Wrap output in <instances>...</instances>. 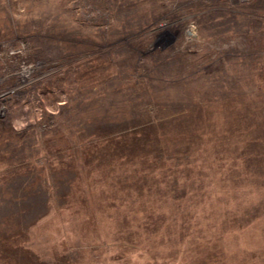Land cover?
Masks as SVG:
<instances>
[{
	"label": "rangeland",
	"instance_id": "1",
	"mask_svg": "<svg viewBox=\"0 0 264 264\" xmlns=\"http://www.w3.org/2000/svg\"><path fill=\"white\" fill-rule=\"evenodd\" d=\"M0 264H264V0H0Z\"/></svg>",
	"mask_w": 264,
	"mask_h": 264
}]
</instances>
